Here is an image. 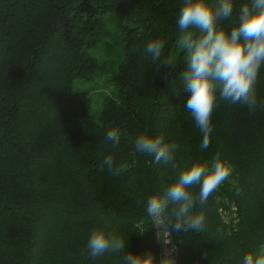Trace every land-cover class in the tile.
<instances>
[{"label": "trees", "instance_id": "16d2710c", "mask_svg": "<svg viewBox=\"0 0 264 264\" xmlns=\"http://www.w3.org/2000/svg\"><path fill=\"white\" fill-rule=\"evenodd\" d=\"M218 2L207 0L213 9ZM183 3L0 0V264H123L124 253L88 254L94 228L121 236L126 251L150 249L159 258L147 199L217 153L232 174L208 198L205 231L172 234L176 263L243 264L264 244V63L254 114L220 100L217 90L202 150L203 135L185 109L188 65L177 23ZM232 3V16L219 25L225 31L250 0ZM153 40L165 44L161 59L175 62L168 80L145 51ZM95 78L97 119L88 92L73 87ZM107 85L112 96L99 91ZM109 130L120 133L115 148L105 141ZM142 134L175 142L173 161L156 164L137 153ZM107 155L120 175L104 166ZM190 191L198 194L199 186Z\"/></svg>", "mask_w": 264, "mask_h": 264}, {"label": "clouds", "instance_id": "9594fccd", "mask_svg": "<svg viewBox=\"0 0 264 264\" xmlns=\"http://www.w3.org/2000/svg\"><path fill=\"white\" fill-rule=\"evenodd\" d=\"M232 14V0H219L214 9L207 0H184L177 15L181 30L178 44L186 53L188 65L181 76L183 91L190 93L185 109L192 114L203 135L202 150L210 144L217 90L220 100L246 106L250 114H254L258 107L255 84L264 63V0H250V3L244 4L230 31L220 28V23ZM164 47L162 40H153L147 44L145 51L154 63L159 62L156 69L168 70L162 75L168 80L176 66L171 57L161 59ZM105 141L115 148L120 143L119 131L109 130ZM134 147L137 153L153 156L154 163L167 164L173 161L178 145L166 142L163 135L153 137L142 134L135 139ZM103 164L113 175L121 174L122 169L116 166L112 155H107ZM231 174L230 163L222 160L217 153L210 162H196L180 171L178 179L162 194L147 199L146 212L156 230L155 238L164 246L171 245L164 247L159 258L150 249L139 254L126 251L127 241L103 228L91 231L86 245L88 254L96 258L105 253H124L123 264H176L172 234H201L205 231L204 208L208 198ZM196 186H199L198 194L190 191ZM203 258L207 259L206 252ZM243 264H264V244L246 253Z\"/></svg>", "mask_w": 264, "mask_h": 264}, {"label": "rangeland", "instance_id": "374dc122", "mask_svg": "<svg viewBox=\"0 0 264 264\" xmlns=\"http://www.w3.org/2000/svg\"><path fill=\"white\" fill-rule=\"evenodd\" d=\"M99 78H95L93 81H77L74 83V90H80L88 92L91 98V114L94 119L98 118V110L102 103V97L99 95V92H94L92 90L94 84L99 82ZM112 86H105V88H101L99 91H102L104 95L112 96Z\"/></svg>", "mask_w": 264, "mask_h": 264}, {"label": "built area", "instance_id": "2783aa9c", "mask_svg": "<svg viewBox=\"0 0 264 264\" xmlns=\"http://www.w3.org/2000/svg\"><path fill=\"white\" fill-rule=\"evenodd\" d=\"M158 242H159V247H160V254H161V252L163 251L164 247H171V245L164 246V245H162V243H161L160 241H158ZM175 255H176V252H175V254H174V258H175ZM175 262H176V259H175ZM176 264H177V263H176Z\"/></svg>", "mask_w": 264, "mask_h": 264}]
</instances>
